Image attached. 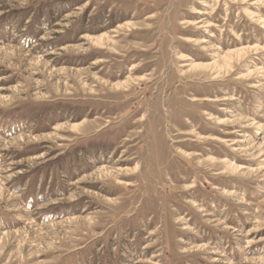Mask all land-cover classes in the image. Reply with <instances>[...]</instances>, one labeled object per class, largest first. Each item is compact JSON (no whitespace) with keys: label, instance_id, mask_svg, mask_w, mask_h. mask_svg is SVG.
<instances>
[{"label":"rangeland","instance_id":"374dc122","mask_svg":"<svg viewBox=\"0 0 264 264\" xmlns=\"http://www.w3.org/2000/svg\"><path fill=\"white\" fill-rule=\"evenodd\" d=\"M0 264H264V0H0Z\"/></svg>","mask_w":264,"mask_h":264},{"label":"bare ground","instance_id":"6f19581e","mask_svg":"<svg viewBox=\"0 0 264 264\" xmlns=\"http://www.w3.org/2000/svg\"><path fill=\"white\" fill-rule=\"evenodd\" d=\"M105 38L106 37H100L99 39H96V41H95V43L97 44V45H104V40H105ZM191 41V40H190ZM192 42H193V40H192ZM204 43V41H201V43L200 44H203ZM245 50H241V51H238V52H235V53H237V55L238 56H241V54L244 52ZM183 58H184V56L185 55H181ZM185 57H187V56H185ZM233 57V54H227V55H225L224 57H220L219 58V60L217 61V62H215L214 64H212L211 63V65H204V64H201V63H195L194 65H192L191 67V70H208V69H211L214 65L216 66V67H219L220 69H222V68H226V67H228V66H230L229 64H228V62H230L231 60V58ZM234 60V59H233ZM232 62V61H231ZM231 64V63H230ZM135 67V66H134ZM214 68V67H213ZM228 74V73H227ZM224 122L225 121H219V125H221V124H224ZM75 129H77V127H74ZM231 171H238L239 170V167H235V166H233V164H231L229 167H228Z\"/></svg>","mask_w":264,"mask_h":264}]
</instances>
